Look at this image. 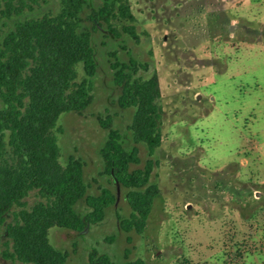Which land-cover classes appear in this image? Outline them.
Wrapping results in <instances>:
<instances>
[{
  "label": "rangeland",
  "instance_id": "rangeland-1",
  "mask_svg": "<svg viewBox=\"0 0 264 264\" xmlns=\"http://www.w3.org/2000/svg\"><path fill=\"white\" fill-rule=\"evenodd\" d=\"M125 1L133 31L116 23V36L107 28L93 33L91 102L56 124L60 161L80 159L87 194L109 188L117 201L82 233L50 228V244L68 253L67 264H87L91 250L117 264L125 255L144 264H264V0ZM59 7L60 0H50L40 11ZM116 58L134 59L135 76H156L159 90L160 145L149 155L145 143L137 144L136 167L153 160L149 184L159 191L140 233L120 229L118 218L130 214L126 191L102 174L98 154L106 132L97 117L115 115L114 126L132 144L135 110L117 105ZM76 71L79 81L82 66ZM38 199L31 191L26 207ZM77 208L86 209L83 202ZM0 240H8L4 225ZM0 264L24 263L0 256Z\"/></svg>",
  "mask_w": 264,
  "mask_h": 264
},
{
  "label": "trees",
  "instance_id": "trees-1",
  "mask_svg": "<svg viewBox=\"0 0 264 264\" xmlns=\"http://www.w3.org/2000/svg\"><path fill=\"white\" fill-rule=\"evenodd\" d=\"M50 0H0V256L24 264H67L68 253L48 240L52 227L77 233L102 222L117 196L109 188L87 194L83 162L68 156L60 161L56 124L64 113H81L91 102L92 78L97 72L93 33L107 28L117 35L116 23L128 33L134 17L124 0H60L55 12L40 10ZM88 10L83 26L82 13ZM136 61L117 58L111 64L115 83L121 87L117 105L135 110L126 144L114 126L115 115L97 117L106 132L98 154L102 174L126 191L130 208L118 218L120 229L140 233L159 191L149 184L153 160L139 164L137 144L145 143L152 155L160 145V111L156 76L136 77ZM84 76L77 81L76 68ZM36 191L39 199L28 209L25 199ZM83 202L85 211L77 208ZM11 215V221L6 219ZM11 248V250L9 249ZM238 254V253H237ZM87 264H117L106 253L91 250ZM120 264H144L125 255Z\"/></svg>",
  "mask_w": 264,
  "mask_h": 264
}]
</instances>
